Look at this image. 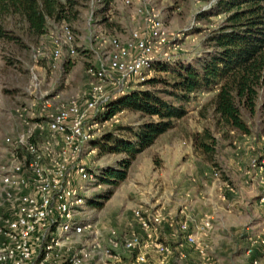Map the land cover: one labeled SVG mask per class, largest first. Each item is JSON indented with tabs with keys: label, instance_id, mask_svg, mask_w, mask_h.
<instances>
[{
	"label": "rangeland",
	"instance_id": "obj_1",
	"mask_svg": "<svg viewBox=\"0 0 264 264\" xmlns=\"http://www.w3.org/2000/svg\"><path fill=\"white\" fill-rule=\"evenodd\" d=\"M146 1L165 21L163 47L169 51L170 58L173 55L192 57L202 51L205 37L226 16L221 13L199 17L213 0ZM114 4L110 13L111 20L116 22L113 32L127 35L140 23V17H134L133 7L127 6L124 0H115ZM91 5H96L95 0ZM91 12L87 10L74 28L76 54L65 53L53 67L48 58L50 43L61 22L50 20L46 33L35 38L25 37L28 45H14L13 52L3 50L4 43L0 40V141L5 133H17L25 128L19 110L25 108L28 112L38 108L39 90L60 93L58 98H63L88 88L91 78L87 67L94 63L95 55L87 35L91 29L102 28L90 23ZM35 54H39L38 61ZM33 67L41 79L36 91L30 86ZM212 93L197 94L190 111L177 120L176 127L161 134L137 155L128 167L126 178L101 207L95 201L108 185L100 174L116 166L123 154H100L99 147L92 144L94 150L87 154V160L94 170V179L88 181L91 191L83 211L76 216L91 225L83 234L69 239L70 252L88 246L92 253L89 264H102L103 260L109 264H131L137 249L129 250L125 244L133 232L143 233L134 214V208L140 207L147 211L159 210L164 216L159 229L161 237L175 248L171 264H264V201L261 200L264 92L256 111H245L249 132L217 126L210 107L205 109ZM143 118L148 116L123 109L102 125L101 135L116 130L118 124L136 123ZM205 127L211 128L217 138L214 156L218 168L193 143L194 133L202 132ZM207 216L211 217V225L199 233L197 244L186 243L179 231V222L187 219L194 227ZM181 248L184 257L180 256ZM149 258L156 264V254L149 253Z\"/></svg>",
	"mask_w": 264,
	"mask_h": 264
},
{
	"label": "built area",
	"instance_id": "obj_2",
	"mask_svg": "<svg viewBox=\"0 0 264 264\" xmlns=\"http://www.w3.org/2000/svg\"><path fill=\"white\" fill-rule=\"evenodd\" d=\"M124 3L141 21L127 35L89 31L95 61L87 67L88 88L58 98L60 93L39 90L41 79L31 69L30 86L40 91L39 106L19 110L25 128L5 133L0 141V264H89L88 246L70 252L67 243L91 225L76 216L91 191L88 181L94 179L87 154L110 118L95 116L111 97L143 86L158 72L156 62L170 58L163 47L166 24L160 12L146 0ZM76 52L75 30L63 21L51 39L50 66L65 53ZM134 214L143 233L133 232L126 239L127 249H137L131 264H152L149 253L158 256L156 264H171L175 248L161 237L162 213L138 207ZM210 225L207 216L194 227L187 219L178 227L186 243L197 244L199 233ZM179 253L185 256L182 248ZM102 264L109 263L103 260Z\"/></svg>",
	"mask_w": 264,
	"mask_h": 264
},
{
	"label": "trees",
	"instance_id": "obj_3",
	"mask_svg": "<svg viewBox=\"0 0 264 264\" xmlns=\"http://www.w3.org/2000/svg\"><path fill=\"white\" fill-rule=\"evenodd\" d=\"M0 0V40L3 50L14 51V45L27 46L25 37L35 38L47 32L49 21L68 22L73 29L85 12H93V24L115 33L111 20L115 0ZM226 14L203 41L202 51L192 57L173 55L156 62L158 73L142 86L111 97L97 119H106L123 109L148 116L136 123L118 124L116 130L96 137L92 144L99 153H122L116 166L103 170L100 176L108 188L96 200L97 207L114 193L126 178L128 167L139 153L152 145L166 131L177 125L191 109L199 93L213 92L205 109L212 110L220 129L234 128L249 132L245 111H256L264 92V0H213L199 17ZM264 107V99L262 101ZM204 115L206 112H204ZM216 135L211 128L193 135L196 150L214 167Z\"/></svg>",
	"mask_w": 264,
	"mask_h": 264
}]
</instances>
